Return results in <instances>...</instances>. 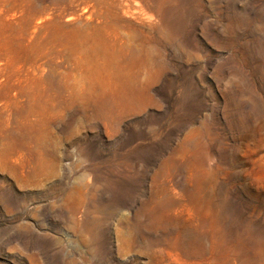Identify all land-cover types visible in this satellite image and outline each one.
Returning a JSON list of instances; mask_svg holds the SVG:
<instances>
[{"label": "rangeland", "instance_id": "374dc122", "mask_svg": "<svg viewBox=\"0 0 264 264\" xmlns=\"http://www.w3.org/2000/svg\"><path fill=\"white\" fill-rule=\"evenodd\" d=\"M0 264H264V0H0Z\"/></svg>", "mask_w": 264, "mask_h": 264}]
</instances>
